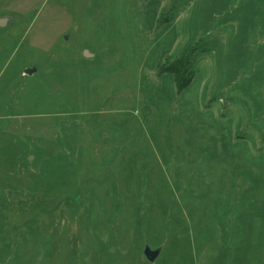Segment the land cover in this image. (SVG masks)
<instances>
[{
  "label": "rangeland",
  "instance_id": "obj_1",
  "mask_svg": "<svg viewBox=\"0 0 264 264\" xmlns=\"http://www.w3.org/2000/svg\"><path fill=\"white\" fill-rule=\"evenodd\" d=\"M6 17L0 264H264V0H0Z\"/></svg>",
  "mask_w": 264,
  "mask_h": 264
},
{
  "label": "trees",
  "instance_id": "obj_2",
  "mask_svg": "<svg viewBox=\"0 0 264 264\" xmlns=\"http://www.w3.org/2000/svg\"><path fill=\"white\" fill-rule=\"evenodd\" d=\"M168 72L174 76L177 89L180 92L185 90L193 79L189 64L188 62H184L183 58L172 63L168 68Z\"/></svg>",
  "mask_w": 264,
  "mask_h": 264
},
{
  "label": "water",
  "instance_id": "obj_3",
  "mask_svg": "<svg viewBox=\"0 0 264 264\" xmlns=\"http://www.w3.org/2000/svg\"><path fill=\"white\" fill-rule=\"evenodd\" d=\"M9 20H11L10 17L1 18L0 19V26H6L7 23L9 22ZM84 56H93V54H91L88 50H85ZM35 70L27 68V69H25L24 73L32 75ZM161 251H162V248H158V249L153 250L149 245H146L144 254H145L146 258L148 259V261L154 262L158 258V256L160 255Z\"/></svg>",
  "mask_w": 264,
  "mask_h": 264
}]
</instances>
